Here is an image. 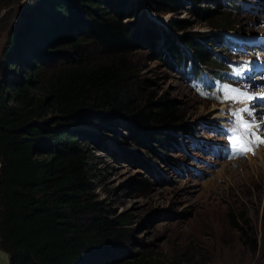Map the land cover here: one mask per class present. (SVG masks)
Here are the masks:
<instances>
[{
  "label": "trees",
  "instance_id": "obj_1",
  "mask_svg": "<svg viewBox=\"0 0 264 264\" xmlns=\"http://www.w3.org/2000/svg\"><path fill=\"white\" fill-rule=\"evenodd\" d=\"M15 1L7 3V17L5 12L0 17V30L4 32L0 74L22 71L23 75L22 79L0 77V249L7 254V264H98L102 254L97 245L111 247L125 239L127 230L122 229L121 223L128 218L119 222L109 219L104 215L106 210L94 206L97 203L92 202L95 187L91 170L78 145L84 131L42 125L49 121L48 115L61 126L75 119L86 121V111L94 108L104 111L101 117L98 115L102 119L108 115L106 110H110L106 108H113L122 116L115 113L110 117H123L133 130L131 138L136 139L135 145L142 144L150 151L156 139L167 148L175 140L179 145V138L170 129L159 127L175 126L181 134L192 133L190 125L184 122L185 112L165 94L155 97L151 90L129 88L134 68L129 65L127 52L134 48V39L152 55L158 46L162 49L158 56L165 54V68L173 70L182 62L181 48L164 28L160 32L154 22H142V14L137 13L132 26L125 24L123 19L135 11L131 4L138 6L137 2L27 0L21 7ZM196 1L190 0L195 4V12L203 13L209 28H234L240 21L228 8L223 11L219 0H210L212 6L205 0L200 1L205 5L198 6ZM99 2L104 4L99 7ZM146 3L156 13L164 7L178 8L180 0H146ZM4 6L5 0H0V8ZM15 8L22 9V14L11 22ZM173 24L177 29L182 27L177 22ZM71 28L78 35L73 44L83 39L96 43V50H89L91 55L81 54L77 47L68 50V54L75 55L68 57L62 52V43L53 46L65 32L68 33L65 37L72 36ZM157 34L163 37L160 44ZM207 38L214 44L219 36L190 34L183 38V45L190 47L197 61L212 64L213 57L205 45ZM57 59L60 61H53ZM193 62L185 58L186 65ZM138 91L141 97L137 96ZM107 118L105 124H99L102 121L93 124L110 131V123L118 122ZM132 123L145 135L142 140L135 137ZM98 139L99 135L96 141L102 143ZM158 155L163 162L165 155ZM138 157L137 153L132 154V158ZM142 157L139 163L135 162L138 166L146 171H163L162 166L147 160L148 155ZM148 184L142 178L134 185L142 190ZM229 217L240 236L255 246L248 236L250 228L245 217L242 214ZM117 264L148 262L140 256ZM176 264L194 263L184 258Z\"/></svg>",
  "mask_w": 264,
  "mask_h": 264
},
{
  "label": "rangeland",
  "instance_id": "obj_2",
  "mask_svg": "<svg viewBox=\"0 0 264 264\" xmlns=\"http://www.w3.org/2000/svg\"><path fill=\"white\" fill-rule=\"evenodd\" d=\"M129 1L139 5L131 4L135 11L127 19H123L126 25L132 26L131 21H137V13L143 11L145 15L142 21L151 18L159 20L176 36L175 40L180 46L186 35L195 36L210 30L203 19V13L195 12V4L190 0H180L178 8L164 7L165 9L156 13L150 11L146 0H126L127 3ZM200 1L202 0L196 1L198 6L205 5ZM205 1H209L208 6L213 5L210 0ZM15 2L23 7L27 0ZM7 3L9 4V0H5V6L0 8V17L3 12L4 17H7ZM102 4L104 3L99 2V7ZM10 8L13 6L10 5ZM21 10H13L11 22L19 19ZM261 19H264V13ZM173 22L182 27L177 29ZM258 22L254 27H260L262 21ZM72 29V36L65 37L68 33L63 32L64 34L57 38L58 43L53 46L62 43V52L68 57L74 55L68 54V50L77 47H80L81 54L88 52L91 55L89 50H96V43L93 39H83L81 43L73 44L78 35H74ZM3 34L0 30V46ZM162 40L163 37L157 34V42L160 44ZM137 41L134 39V48L127 52L129 65L134 68V76L128 86L134 90L137 87L141 91L151 90L155 97L165 94L177 108L185 112L183 118L186 124L192 125L195 122V135L189 137L194 146L186 156L177 149L166 151L167 147L160 146L161 142L156 138L151 151L142 144L135 145L136 139L131 138L133 130L131 132L123 117H110L115 113L122 116V113L113 108H106L110 110H106L108 115L102 119L100 117L105 114L104 111L94 108L86 111L88 121L75 119L61 126L54 123L52 115H48L51 119L42 125L46 128L84 131L83 137L78 138V145L82 148L91 170V182L95 187L91 192L92 202L97 203L94 206L106 210L104 215L109 219L119 222L128 218L126 222L121 223L122 229L127 230L125 239L114 242L111 247H107L108 244L97 245L98 252L102 254L98 264H117L121 260H132L140 256H143L148 264H176L177 260L184 258L194 264H264V144L257 146L253 155L248 152L241 156H226L223 150L225 135L218 128L216 118L208 114L216 105L207 101L206 107L207 103L199 100L183 84L175 70L165 68V54L158 56V51L162 49L157 46V51L152 55L146 48L139 46ZM216 49L217 47L211 44L210 51ZM1 76L23 78L22 71L20 74L1 72ZM138 92L137 96L141 97V92ZM261 113L264 114L262 111ZM224 116L223 112L221 128L224 125ZM107 117L118 122L110 123V131L93 124L98 121H102L99 124H105L104 119H108ZM132 124L135 137L142 140L145 135L139 131L137 124ZM172 131L180 138L175 126H172ZM97 135L102 143L96 141ZM176 141L169 146L175 148ZM160 151L166 152V164L159 160ZM134 152L140 158H132ZM144 154L148 155L149 162L162 166L168 174L154 169L146 171L138 166L135 162L139 163ZM176 160L183 164L182 176H178L171 167V162ZM211 163H215V166L210 167ZM190 174L202 177L192 178L188 176ZM153 176L156 179H153ZM142 178L149 181L148 187L137 189L134 184ZM238 214L245 217L250 228L248 236L254 240L255 246L250 245L248 239L241 237L239 231L233 227L229 216ZM112 249L118 251L113 252Z\"/></svg>",
  "mask_w": 264,
  "mask_h": 264
},
{
  "label": "snow or ice",
  "instance_id": "obj_3",
  "mask_svg": "<svg viewBox=\"0 0 264 264\" xmlns=\"http://www.w3.org/2000/svg\"><path fill=\"white\" fill-rule=\"evenodd\" d=\"M244 71L245 67H239L237 69H234V74L236 76H241ZM220 91L223 93V100L252 101L258 98L264 99V95H261L259 97L253 96L247 91H242L241 89L232 87L229 84H223L222 86H220ZM201 95H207V93L201 92ZM242 113H247L249 116L253 115L252 111L247 105L232 112V116L235 117V127L229 129L230 135L227 137V139L229 140L231 154L233 156L243 155L248 152H253L254 154V150L251 145L257 142L264 143V137L258 135L256 131H252L253 124L245 120ZM255 127L258 129L260 126L256 125ZM249 136L252 137L251 140L248 139Z\"/></svg>",
  "mask_w": 264,
  "mask_h": 264
},
{
  "label": "bare ground",
  "instance_id": "obj_4",
  "mask_svg": "<svg viewBox=\"0 0 264 264\" xmlns=\"http://www.w3.org/2000/svg\"><path fill=\"white\" fill-rule=\"evenodd\" d=\"M220 1V7L221 8H223L224 10L226 9V8H228V6H229V0H219ZM145 15L144 13H143V11L140 13V12H138V15ZM144 18V17H143ZM142 18V19H143ZM150 21H152V22H154L157 26H158V28H159V31L161 32L162 31V29L164 28L167 32H169L170 34H172L169 30H167L163 25H162V23L158 20V21H156L155 19H153V18H151V19H148V20H144V21H142V22H150ZM156 22H159V23H156ZM205 35H212V34H217L218 36H219V39L213 44V45H219L220 43H221V41H222V39H223V37L226 35V31H225V28H223V27H210V30H207L205 33H204ZM173 35V37L175 38L176 36L174 35V34H172ZM176 43H177V41H176ZM189 58V60L190 61H194L195 60V57L194 56H190V57H188ZM173 70H175V69H173ZM261 111L262 112H264V109L263 108H261V107H257L256 109H255V111H254V114L255 115H258L259 113H261ZM195 123V122H194ZM194 123L192 124V125H190V127H191V129L193 130V132L192 133H186V132H183V134H182V139H180L179 138V145H177V146H175V148H173L172 146H169L168 145V147L169 148H167V149H177L178 151H180L181 153H183V154H186V152H188L189 150H191L192 149V147L194 146V144H193V142L190 140V138L189 137H193L194 135H195V126H194ZM262 124H264L263 122H261V123H259L258 125L260 126L258 129H260L261 128V125ZM184 138V139H183ZM188 146V147H187ZM166 159V158H165ZM164 159V160H165ZM163 164H165V163H163ZM169 167V166H168ZM163 173H167V171H165V169L163 168V171H162ZM168 174V173H167Z\"/></svg>",
  "mask_w": 264,
  "mask_h": 264
},
{
  "label": "crops",
  "instance_id": "obj_5",
  "mask_svg": "<svg viewBox=\"0 0 264 264\" xmlns=\"http://www.w3.org/2000/svg\"><path fill=\"white\" fill-rule=\"evenodd\" d=\"M7 254L0 249V264H7Z\"/></svg>",
  "mask_w": 264,
  "mask_h": 264
},
{
  "label": "clouds",
  "instance_id": "obj_6",
  "mask_svg": "<svg viewBox=\"0 0 264 264\" xmlns=\"http://www.w3.org/2000/svg\"><path fill=\"white\" fill-rule=\"evenodd\" d=\"M207 44H209V43H207ZM179 45V44H178ZM180 46V45H179ZM182 46H184L183 44H182ZM182 46H180V48L182 47ZM159 128H167V126H161V127H159ZM233 128V127H232ZM231 129V128H230ZM168 149H166V151H167ZM166 153V152H165ZM165 153H162V151H160L158 154H162V155H165ZM188 153L186 152V154H185V156L187 155ZM189 156H192V155H189Z\"/></svg>",
  "mask_w": 264,
  "mask_h": 264
},
{
  "label": "water",
  "instance_id": "obj_7",
  "mask_svg": "<svg viewBox=\"0 0 264 264\" xmlns=\"http://www.w3.org/2000/svg\"><path fill=\"white\" fill-rule=\"evenodd\" d=\"M48 120H50V118H47V120L46 121H48ZM40 122H38V124H39Z\"/></svg>",
  "mask_w": 264,
  "mask_h": 264
},
{
  "label": "flooded vegetation",
  "instance_id": "obj_8",
  "mask_svg": "<svg viewBox=\"0 0 264 264\" xmlns=\"http://www.w3.org/2000/svg\"><path fill=\"white\" fill-rule=\"evenodd\" d=\"M193 53V52H192ZM192 56H194L193 54H192ZM196 60V59H195Z\"/></svg>",
  "mask_w": 264,
  "mask_h": 264
}]
</instances>
